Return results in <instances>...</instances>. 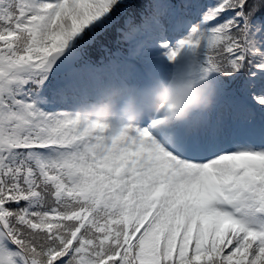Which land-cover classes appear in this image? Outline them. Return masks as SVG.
I'll list each match as a JSON object with an SVG mask.
<instances>
[{
  "label": "snow or ice",
  "instance_id": "6c2138e0",
  "mask_svg": "<svg viewBox=\"0 0 264 264\" xmlns=\"http://www.w3.org/2000/svg\"><path fill=\"white\" fill-rule=\"evenodd\" d=\"M184 77L210 110L80 116ZM0 264H264V0H0Z\"/></svg>",
  "mask_w": 264,
  "mask_h": 264
},
{
  "label": "clouds",
  "instance_id": "9594fccd",
  "mask_svg": "<svg viewBox=\"0 0 264 264\" xmlns=\"http://www.w3.org/2000/svg\"><path fill=\"white\" fill-rule=\"evenodd\" d=\"M215 102L211 86H204L192 78H167L157 81L144 95L121 93L118 87L82 110L80 116L87 122L111 127L114 137L139 124L146 115L162 113L167 124L186 121L195 111L210 110Z\"/></svg>",
  "mask_w": 264,
  "mask_h": 264
},
{
  "label": "trees",
  "instance_id": "16d2710c",
  "mask_svg": "<svg viewBox=\"0 0 264 264\" xmlns=\"http://www.w3.org/2000/svg\"><path fill=\"white\" fill-rule=\"evenodd\" d=\"M139 0H137V2H138Z\"/></svg>",
  "mask_w": 264,
  "mask_h": 264
}]
</instances>
